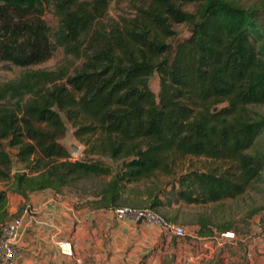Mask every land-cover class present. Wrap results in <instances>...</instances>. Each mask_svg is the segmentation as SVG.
I'll return each instance as SVG.
<instances>
[{
  "label": "trees",
  "instance_id": "trees-1",
  "mask_svg": "<svg viewBox=\"0 0 264 264\" xmlns=\"http://www.w3.org/2000/svg\"><path fill=\"white\" fill-rule=\"evenodd\" d=\"M125 1L130 11L111 17L110 5ZM49 8L58 20L54 43ZM174 25L189 28L175 44ZM57 47L70 64L0 83V226L8 194L28 200L100 180L94 209L206 207L236 200L262 179L264 1L0 0V63L35 67ZM63 117L85 160L73 161L60 143ZM189 157L219 165L178 176ZM160 176L170 178L165 188L155 183ZM214 216L211 209L197 218L200 238L234 229Z\"/></svg>",
  "mask_w": 264,
  "mask_h": 264
},
{
  "label": "rangeland",
  "instance_id": "rangeland-1",
  "mask_svg": "<svg viewBox=\"0 0 264 264\" xmlns=\"http://www.w3.org/2000/svg\"><path fill=\"white\" fill-rule=\"evenodd\" d=\"M239 1L243 5L249 6L251 4L260 3L264 0ZM128 6L129 4L127 1L118 4L112 3L109 7V15L111 17H117L121 12H128L130 11ZM44 20L51 31L50 40L54 43L52 35L57 28L58 20L52 8L46 9ZM173 28L177 33L176 38L170 41L173 44L189 36L188 26L174 25ZM70 63L71 60L64 56L63 50L60 47L56 48L49 60L35 67L19 68L9 63H0V83L14 80L28 70H52L61 64ZM150 88L155 95L158 94L159 77L157 75L151 78ZM257 110L264 114V106L259 107ZM63 120L67 130L65 137L60 140V143L68 150L73 161L85 160L86 158L83 155V145L74 138V129L64 117ZM72 147H75L76 151H73ZM104 162L109 163L108 161ZM217 165L219 164L203 158L189 157L179 162L175 172L179 176L187 170H206ZM100 182V180L81 182L76 184V186L65 188L62 191L73 192L78 190L79 195L77 196L81 198H91L90 195L95 191L97 184ZM168 182H170V178L162 176L158 177L155 181L157 185L162 187L166 186ZM3 188L4 183H0V190ZM159 199L164 200L163 196H159ZM122 207L150 209L146 206L134 207L132 205H123ZM211 209L215 212L212 222L214 224H231L234 229L230 232L235 235H247L251 230V227L257 225V223L264 228V173L260 181L256 182L250 190L233 201H225L222 204H215L206 207L172 203L170 207L165 206L160 209H153V211L165 221L182 226L186 230V236L182 239H178L168 235L158 228V230L153 232L148 229L144 230L135 227L134 230L131 231L133 233L132 235L125 233L123 236L119 235L113 240L115 242L113 244V256H117L119 257V261L127 263L126 258L121 257L122 253H124L129 259L128 264H243L241 262H236L237 258H233L234 256L231 255L232 253H230L227 248H225L224 251V253H226V259H224V262H221V260L216 257L217 255L219 256V252L216 250L224 246L220 241V239H223L221 234L216 233L212 238H200L198 236L199 228L196 225L197 218L203 213H210ZM254 211H258V213L254 214L253 217H250V214ZM15 217V215L9 213V217L6 221ZM124 222L131 221L124 220ZM126 235H128L127 238H125ZM219 244H222V246L219 247ZM238 248L240 249V246H238ZM98 255H101L100 260H82L80 264H109L108 259L111 257V252L106 249L104 245L102 251L98 253ZM114 261L113 264H118V262Z\"/></svg>",
  "mask_w": 264,
  "mask_h": 264
},
{
  "label": "crops",
  "instance_id": "crops-1",
  "mask_svg": "<svg viewBox=\"0 0 264 264\" xmlns=\"http://www.w3.org/2000/svg\"><path fill=\"white\" fill-rule=\"evenodd\" d=\"M93 201L95 199L92 197L81 198L51 190L33 193L28 200L8 194V212L23 217L25 223L20 241L15 246L17 255L14 264H80L82 260L96 261L101 259L98 253L103 245L111 252L109 264H113L114 260L118 264H128L129 259L124 253L121 257H125L127 263L113 256V240L125 233L132 235L135 227L153 232L160 230L142 223L118 220L110 210L91 207ZM26 209L29 210L28 215L24 213ZM220 241L224 246L218 245L221 248L216 250L219 252L216 257L221 262L226 259L224 251L227 248L233 258H237L236 262L264 264V228L260 224L252 226L247 235H235L233 240L223 238ZM59 242L72 245L71 257L60 253Z\"/></svg>",
  "mask_w": 264,
  "mask_h": 264
},
{
  "label": "built area",
  "instance_id": "built-area-1",
  "mask_svg": "<svg viewBox=\"0 0 264 264\" xmlns=\"http://www.w3.org/2000/svg\"><path fill=\"white\" fill-rule=\"evenodd\" d=\"M116 219L128 220L133 223H142L149 227H158L168 235L182 239L186 236V230L179 225L169 223L157 215L151 209H138L131 207H120L112 210ZM25 215L29 210L24 211ZM23 217H15L0 226V264H14L16 260L15 246L21 238L24 228ZM221 237L233 240L235 235L232 232L221 234ZM58 248L63 256L71 257L73 255L72 245L68 242H59Z\"/></svg>",
  "mask_w": 264,
  "mask_h": 264
},
{
  "label": "water",
  "instance_id": "water-1",
  "mask_svg": "<svg viewBox=\"0 0 264 264\" xmlns=\"http://www.w3.org/2000/svg\"><path fill=\"white\" fill-rule=\"evenodd\" d=\"M72 150L76 151V148L72 147ZM21 169H22V165L20 163H18L15 170L19 172V171H21Z\"/></svg>",
  "mask_w": 264,
  "mask_h": 264
}]
</instances>
